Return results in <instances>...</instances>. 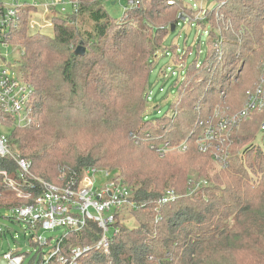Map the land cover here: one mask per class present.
Wrapping results in <instances>:
<instances>
[{
    "label": "trees",
    "instance_id": "16d2710c",
    "mask_svg": "<svg viewBox=\"0 0 264 264\" xmlns=\"http://www.w3.org/2000/svg\"><path fill=\"white\" fill-rule=\"evenodd\" d=\"M71 1H76L77 13L53 12L51 34L29 35L28 23L36 9L24 6L19 10L18 28L2 41L24 48L14 63L17 76L32 90L31 121L16 125L12 116L0 117L7 120L3 126L13 157L26 159L33 177L59 184L63 178L73 181L94 168L119 174L132 189L139 207L116 216L118 232L109 254H91L83 258V264H264L262 114H251L232 133L225 169H216L212 154L199 153L194 143L198 119L223 105L221 98L228 105L226 113H234L241 95L244 103L246 92L253 89V74L264 58V10L257 6V14L240 17L246 22L256 20L254 25L249 22L251 29H242V44L225 45V39L211 47V33L206 32L204 61L187 67L186 75L191 67L199 68L205 73L203 83L210 88L197 100L189 98L191 91L179 92V85V98L170 103V113L147 119V68L158 52L163 55L164 35L161 38L162 31L153 23L164 18L170 0H138L139 6L125 7L119 20L107 13L102 5L105 0ZM246 1L252 0L237 3ZM173 2L178 12L188 4ZM232 2L236 4V0L228 4ZM246 7L254 9L255 5ZM208 10L199 24L210 29ZM77 17L89 22L88 27L77 22ZM174 23L179 25L177 19ZM78 46L85 49L83 57L74 55ZM237 59L242 61L236 67L239 74L232 75L233 84L225 69H233ZM186 139L189 145L184 153L173 151L159 157L151 149ZM1 171L16 180L11 158L0 159ZM20 189L40 193L30 179ZM167 190L178 198L158 206ZM26 203L0 175V210ZM90 236L84 230L68 239L73 245H84L93 242Z\"/></svg>",
    "mask_w": 264,
    "mask_h": 264
},
{
    "label": "built area",
    "instance_id": "2783aa9c",
    "mask_svg": "<svg viewBox=\"0 0 264 264\" xmlns=\"http://www.w3.org/2000/svg\"><path fill=\"white\" fill-rule=\"evenodd\" d=\"M113 1L115 3L120 0ZM58 5L61 6L59 11L56 10ZM63 5L71 8L69 14L78 11L76 1L71 0H57L44 6L27 4L22 0L0 2V46L7 47L8 44L3 42L2 38L18 28L19 10L22 7L29 6L35 9L39 7L42 10L40 21L31 20L28 27L32 31H43L52 29L53 12L59 15L68 14ZM128 6L138 7L139 2L129 0ZM31 97V87L17 76L16 69L5 63V59L1 56L0 115L12 116L16 125L29 124L32 114ZM253 113H264V75L251 91L246 92L242 109L238 113L220 115L215 111L214 115L196 121L199 133L194 143L197 151L201 154L211 153L217 167L227 168L231 135L238 129L240 123ZM259 129L264 133V118ZM145 139H148V135ZM188 145L187 139L177 145H171L166 141L151 146V149L159 157H163L173 151L184 153ZM7 158H11L16 166V180L10 179L5 171H1L0 175L8 187L16 193L17 198L27 200L26 204L7 208L8 219L24 225V232L28 231L27 235L24 234V239L28 241L32 251L11 249L0 253V264H25L30 256L31 259L27 264H83V258L91 254L107 256L110 243L118 232L115 226L116 216L121 211H134L139 207L133 197L132 189L117 173L90 168L73 181H65L62 177L59 184H50L33 177L30 173V163L24 158L13 157L7 135L2 131L0 123V159ZM28 179L40 189L39 194L33 195L32 191L27 193L21 191L20 187L28 184ZM177 198L174 191L167 190L158 199L157 205H167ZM59 228L64 232L58 237L46 238L41 234V231H54ZM84 230L91 235L90 239L93 242L73 245L68 236Z\"/></svg>",
    "mask_w": 264,
    "mask_h": 264
},
{
    "label": "rangeland",
    "instance_id": "374dc122",
    "mask_svg": "<svg viewBox=\"0 0 264 264\" xmlns=\"http://www.w3.org/2000/svg\"><path fill=\"white\" fill-rule=\"evenodd\" d=\"M9 1L10 0H0V2L5 3ZM56 1L57 0H22V2L27 4L35 3L36 5L41 6L50 5ZM128 1L129 0H120L119 2L114 3L113 0H105L102 5L112 18L119 20L123 15V9L128 7ZM184 1L188 4H185V6L183 5L184 10H180L178 12V5L174 4L175 2H173V0H170L167 4L171 7L167 6V8H165L164 18L153 23L155 28H159L162 31L161 38L164 35L162 39L163 55L162 52L161 55L158 52V55L153 59L152 63L147 68V71L150 70L148 81L149 104L147 105L148 109L145 110L146 112L144 113V116L146 115L147 119H153L156 117L160 118L165 114L170 113V103L179 98L178 95L176 97L179 85V92L182 91L183 93H188V91H191L192 94L189 98L192 97V99L197 100L200 99L202 91H206L210 88V84L206 82L203 83L205 73L204 71L201 72L199 68L194 69V67H191L186 75L187 67L195 64L200 65L204 61L207 52L206 32L210 31L211 33V47H215L217 44H221V42L224 43L225 39L227 41L225 45L229 43H236L237 45L242 44L239 39V35L243 32L242 29H251L249 28L250 23L254 25L256 20L246 22L241 21L240 17L248 19L250 18L249 16L254 13L257 14V6H260L261 10H264V0H252L246 1L245 3H237L236 0V4L233 2L228 4L230 0H217L216 2L211 0L210 2L205 1V3L202 0ZM248 5H255V7L254 9H250L246 7ZM60 7L61 6L58 5L56 10L59 11ZM62 7L66 10V13L69 14L71 12V8L68 5H63ZM186 8L188 11L185 10ZM206 8H209L208 15L210 29H208L205 24H199L203 22ZM39 9L40 8L38 7L36 11L31 14L30 21H40L42 10ZM175 19L179 22L178 26L174 23ZM76 21H80L88 27L89 22H86L84 18L77 17ZM171 28L174 29L173 32H171ZM38 32L51 34L50 29L43 31H32L29 27L27 29V33L29 35H34ZM13 46L14 48L11 47L10 43H8L7 47L0 46V57L2 56L5 59V63L16 69L14 60L21 59L20 57L22 56L24 48L19 47L16 43ZM164 53H167V55H164ZM241 61L242 60L237 59L233 69H225V73H227L226 76L229 77L233 84L232 75L239 74L236 67L241 66ZM254 61L255 60H253V62ZM250 66L251 69H253V63ZM253 75L255 81H253L251 85H255L256 82H258L264 75V58L258 62L256 72ZM224 88H226L225 85ZM243 99L244 97L241 95V104L237 109L233 110L235 112L232 114H236L242 109ZM221 100L223 105H216L212 113L208 116L214 115L215 111H218L220 115H229L226 113L229 112V109L226 107L228 105L225 103L223 98H221ZM258 114H262L261 120H263L264 113ZM251 118L248 117V119H245L242 122ZM0 121L2 131L6 134L8 131L4 130L3 125H7V120L4 118L1 120L0 117ZM256 136H261V133H256ZM257 141H259V138H257ZM249 142L250 141L240 146L237 153L240 154L241 151H243V149L250 144ZM215 167L218 169L216 165ZM193 187L195 190L199 186L194 185ZM8 218L9 213L7 210H0V253L7 252L11 249H17L23 252L32 251V248L28 246V241L24 239V234L27 235L28 232H24V225H19L16 222L10 221ZM63 232L64 230L59 228L54 231H41V234L46 238H54L62 235ZM30 259L31 256L26 259L25 264H27Z\"/></svg>",
    "mask_w": 264,
    "mask_h": 264
},
{
    "label": "water",
    "instance_id": "95a60500",
    "mask_svg": "<svg viewBox=\"0 0 264 264\" xmlns=\"http://www.w3.org/2000/svg\"><path fill=\"white\" fill-rule=\"evenodd\" d=\"M114 4V3H112ZM173 28H171V32H173ZM74 55L77 57H83L85 55V49L82 46H78L75 51H74Z\"/></svg>",
    "mask_w": 264,
    "mask_h": 264
}]
</instances>
